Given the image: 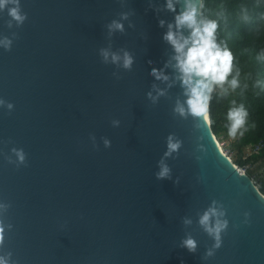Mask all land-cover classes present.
<instances>
[{
	"label": "water",
	"instance_id": "obj_1",
	"mask_svg": "<svg viewBox=\"0 0 264 264\" xmlns=\"http://www.w3.org/2000/svg\"><path fill=\"white\" fill-rule=\"evenodd\" d=\"M202 5L0 0V264H264Z\"/></svg>",
	"mask_w": 264,
	"mask_h": 264
},
{
	"label": "trees",
	"instance_id": "obj_2",
	"mask_svg": "<svg viewBox=\"0 0 264 264\" xmlns=\"http://www.w3.org/2000/svg\"><path fill=\"white\" fill-rule=\"evenodd\" d=\"M202 14L218 60L209 104L214 133L238 135V148L252 149L246 161L264 166V144L254 150L264 142V0H203ZM259 187L264 193V182Z\"/></svg>",
	"mask_w": 264,
	"mask_h": 264
},
{
	"label": "rangeland",
	"instance_id": "obj_3",
	"mask_svg": "<svg viewBox=\"0 0 264 264\" xmlns=\"http://www.w3.org/2000/svg\"><path fill=\"white\" fill-rule=\"evenodd\" d=\"M220 146L225 152H228V155L231 159L239 165L241 168L245 169L246 172L253 178L258 186L264 182V166L260 162H254L246 159L251 155L252 149L250 147H244L242 150L238 148V135L225 136L222 135L217 137ZM239 161H246L239 164Z\"/></svg>",
	"mask_w": 264,
	"mask_h": 264
},
{
	"label": "built area",
	"instance_id": "obj_4",
	"mask_svg": "<svg viewBox=\"0 0 264 264\" xmlns=\"http://www.w3.org/2000/svg\"><path fill=\"white\" fill-rule=\"evenodd\" d=\"M264 144V142L263 141H261L259 144H257L256 146H255V148H254V150L255 151H258L260 148H261V146ZM227 154H228V152H226ZM241 170H243V171H246L245 169H241Z\"/></svg>",
	"mask_w": 264,
	"mask_h": 264
},
{
	"label": "bare ground",
	"instance_id": "obj_5",
	"mask_svg": "<svg viewBox=\"0 0 264 264\" xmlns=\"http://www.w3.org/2000/svg\"><path fill=\"white\" fill-rule=\"evenodd\" d=\"M222 148V147H221ZM223 150V149H222ZM224 151V150H223ZM231 158V157H230ZM242 169V168H241Z\"/></svg>",
	"mask_w": 264,
	"mask_h": 264
}]
</instances>
